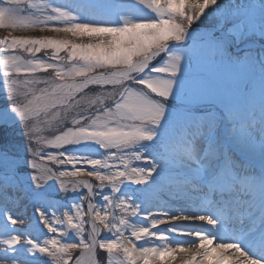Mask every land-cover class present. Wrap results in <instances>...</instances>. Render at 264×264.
<instances>
[{
    "label": "snow or ice",
    "instance_id": "6c2138e0",
    "mask_svg": "<svg viewBox=\"0 0 264 264\" xmlns=\"http://www.w3.org/2000/svg\"><path fill=\"white\" fill-rule=\"evenodd\" d=\"M0 264H264V0H0Z\"/></svg>",
    "mask_w": 264,
    "mask_h": 264
},
{
    "label": "rangeland",
    "instance_id": "374dc122",
    "mask_svg": "<svg viewBox=\"0 0 264 264\" xmlns=\"http://www.w3.org/2000/svg\"><path fill=\"white\" fill-rule=\"evenodd\" d=\"M7 33H5L2 29H0V37H2V36H4V35H6ZM3 105V101L2 100H0V106H2Z\"/></svg>",
    "mask_w": 264,
    "mask_h": 264
},
{
    "label": "bare ground",
    "instance_id": "6f19581e",
    "mask_svg": "<svg viewBox=\"0 0 264 264\" xmlns=\"http://www.w3.org/2000/svg\"><path fill=\"white\" fill-rule=\"evenodd\" d=\"M180 257H177V260L174 262V264H179Z\"/></svg>",
    "mask_w": 264,
    "mask_h": 264
}]
</instances>
